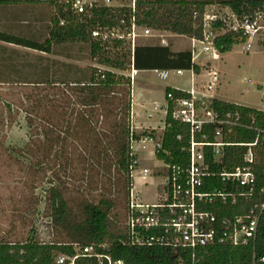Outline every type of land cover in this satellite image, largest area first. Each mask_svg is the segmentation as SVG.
Instances as JSON below:
<instances>
[{
	"label": "trees",
	"instance_id": "trees-1",
	"mask_svg": "<svg viewBox=\"0 0 264 264\" xmlns=\"http://www.w3.org/2000/svg\"><path fill=\"white\" fill-rule=\"evenodd\" d=\"M19 2L21 1L0 0V6ZM33 2H46L56 6L55 0ZM215 5L229 8L239 19H244L245 16L253 17L256 12L264 11V0H137L135 11L128 7L94 6L85 15H77L71 10H65L63 5H57L65 24L61 25L60 19L53 17L49 37L43 42L0 31L2 41L45 53H53L56 45L84 42L89 46L91 58L107 67L83 69V73L73 81H62L68 87L67 90H62L54 97L50 105L51 110L42 117L48 122L49 129L44 133L39 148L47 153L56 166L54 178L46 189L47 214L58 227L67 232L72 242L55 243L28 239L12 243L0 240V264H57V255L74 256L76 245L93 246L96 252L109 253L114 260H123L124 264H180L182 259L187 264L192 263L190 251L160 244L132 245L127 225L120 224L113 217L117 203L112 195L108 194L98 202L85 199L74 209L66 198V193H70L66 180L74 179V171L79 164L83 169L82 178L88 179V182L89 177L95 174L109 177L117 171L115 181L121 182L122 186L127 188V195L134 184L130 168L134 160L130 148L132 77L112 69H180L193 70L197 74L202 69L194 62L191 50L173 52L170 45L139 44L132 53L131 49L127 50L123 46V40L103 43L94 39L92 32L104 27L129 30L134 18L135 24L140 27L168 31L204 41L205 14L210 6ZM210 32L213 35V44L221 54L232 51L236 44L245 43L248 38L242 29L229 30L221 19L212 23ZM262 45L264 46V43ZM209 64L204 68H210ZM169 94L174 98L191 97L188 91L166 88L169 110L161 138L162 150L157 153V157L172 164L185 165L188 159L187 147L191 141V128L189 124L173 118V102ZM207 103L221 115L229 112L240 113L248 124L254 118V127L264 130L262 110L217 98H210ZM215 128L213 124L205 126L203 132L209 140H213ZM146 134L143 132L140 135ZM140 135L134 134L136 138ZM196 138L201 140V133H197ZM257 138L258 162L253 165L257 188L252 200L238 193L235 203L231 200L226 203L215 200L203 206L204 210L213 212L220 220L246 215L255 204L264 200V192H261L264 189V133H258L256 129H237L231 136V140L240 143H253ZM246 150L247 147L243 146L227 147L222 163L215 165V169L232 171L244 165ZM208 162L212 163L210 155ZM208 185L205 190H213L215 187L224 189L228 186L217 177L209 180ZM228 187L235 192L244 190L237 185L230 184ZM142 232L146 238L159 234V230L153 229ZM101 245H107V248ZM263 258L264 214L259 223L258 238L254 243L241 246L215 243L198 250L195 264H264ZM76 264L100 263L96 258L81 257Z\"/></svg>",
	"mask_w": 264,
	"mask_h": 264
},
{
	"label": "rangeland",
	"instance_id": "rangeland-1",
	"mask_svg": "<svg viewBox=\"0 0 264 264\" xmlns=\"http://www.w3.org/2000/svg\"><path fill=\"white\" fill-rule=\"evenodd\" d=\"M133 1L115 0L112 3L128 6ZM50 9L49 20L45 18L37 26L23 25L22 34L45 41L55 17L54 7L50 6ZM207 11L210 15H223L229 9L215 5ZM138 34L137 45L167 43L175 50L190 49L196 51V54L201 51L197 61L211 58L209 52L203 51V44H198L196 49L190 48L192 42L186 36L154 30L146 36L142 28L138 29ZM121 35L125 37L123 41L126 44L123 46L127 50L131 49L127 35L123 32ZM255 38L236 44L232 51L213 62L223 81L217 84L220 89L216 88L213 92L219 98L264 109V46L258 45ZM248 43L252 44L251 49H248ZM22 61L21 71H3L0 77V240L16 243L36 239L41 242L71 243L67 232L58 227L47 214L46 189L54 178L56 166L47 153L39 148L44 133L49 129L48 122L42 117L51 110L54 97L62 90H67L68 87L62 81H73L83 73V69L107 67L91 58L89 46L84 42L56 45L51 54L24 48ZM203 62L204 65L208 64L207 61ZM112 70L117 73L132 72V69ZM208 79L207 75L195 80L189 71L181 74L172 72L168 78H163L156 71L141 73L133 83L135 99L131 126L136 135L146 132L153 136L155 143L160 142L165 127L166 88H192L195 82L199 84L201 81L203 86ZM154 142H147L145 147L138 150L139 163L135 171L138 191L144 201L150 203L157 202V196L162 194L161 183L166 170L165 163L155 155ZM145 167L151 171L147 177H143L141 172ZM76 168L74 179L66 180L70 188L66 198L71 206L77 209L79 202L85 199L98 202L102 197L112 195L117 203L113 217L125 225L129 194L121 182L115 181L117 171L109 177L95 174L89 177L88 182V179L82 178V166L78 164Z\"/></svg>",
	"mask_w": 264,
	"mask_h": 264
},
{
	"label": "built area",
	"instance_id": "built-area-1",
	"mask_svg": "<svg viewBox=\"0 0 264 264\" xmlns=\"http://www.w3.org/2000/svg\"><path fill=\"white\" fill-rule=\"evenodd\" d=\"M112 1L115 0H55L54 14L60 19V24L64 25L65 19L61 17L57 5H63L65 10H71L77 15L88 14L94 6L128 7L132 11L136 10L137 0L128 6L114 5ZM225 12L223 15H210L207 11L204 19L205 40H197L203 44V51L209 52L213 60H219L220 53L213 44V35L210 29L212 23L219 19L226 23L229 30L238 31L242 29L248 37L247 41L258 37L255 38L257 44L262 45L264 43V11L256 12L253 17L245 16L244 19H239L230 9ZM140 28L143 29L146 36L152 31V29L137 26L135 19L132 18L129 30L121 27L97 28L92 32V37L103 43H112L113 40H124L125 37L121 35L123 32L130 40L131 51L134 53L139 36L138 29ZM124 42L123 44H126ZM251 48L252 44L248 43V49ZM192 54L193 59L199 57L195 51H192ZM208 70L210 74L208 81L199 92L194 89L188 91L191 94L190 98H174L172 94H169L170 100L173 102V118L189 124L191 128V141L187 147V163L185 165L172 164L157 157L165 163L166 169L161 183L162 194L157 196V202H145L133 184L128 195V216L125 223L129 229L132 245L160 244L190 251L191 264L196 263L199 249L215 243H230L235 246L254 243L258 238L259 223L264 214V200L255 204L246 215L233 218L226 217L222 220L213 212L204 210L203 206L215 200H221L225 203L231 200L232 203H235L238 193L240 196L252 200L257 188V176L253 170V165L258 162V138L253 143H240L231 140V136L235 134L237 129H256L258 133H264V130L254 127V118L248 124L238 112L221 115L208 106L206 100L209 98L205 92L215 89L220 82L219 72L211 67ZM176 72L181 74L183 70L178 69ZM136 73L137 70L132 67V74ZM159 74L163 78L167 77V71H161ZM262 102L264 103V97ZM168 110L167 103L166 114ZM262 111L264 112V110ZM209 124L216 126L213 140H209L207 134L203 132L205 126ZM197 133H201V140L196 138ZM134 134L136 132L132 128L130 148L134 160L130 168L133 180L134 172L137 170L136 165L139 163L138 158H136L138 150L145 147V143L154 142V138L150 134L140 135L139 138H136ZM232 146L247 147L244 153V165L232 171L216 170L214 166L222 163L227 147ZM161 150L162 141L155 143L156 156ZM208 155L211 156L212 163L208 162ZM141 172L143 177H147L151 173L150 169L146 167L142 168ZM215 177L221 179L228 186L230 184L237 185L244 190L235 192L229 190L228 186L224 189L215 187L213 190H205L207 186L209 187L208 181ZM261 192H264V189ZM152 229L159 230V234L146 238L142 231L146 233ZM101 247L107 248V245H101ZM75 251L74 256L58 254L56 257L57 264H76V261L81 257L96 258L100 264L105 262L107 264H124L123 260H114L109 253L96 252L93 246L81 247L76 245ZM262 260L264 261V258ZM180 264L187 263L182 259Z\"/></svg>",
	"mask_w": 264,
	"mask_h": 264
},
{
	"label": "crops",
	"instance_id": "crops-1",
	"mask_svg": "<svg viewBox=\"0 0 264 264\" xmlns=\"http://www.w3.org/2000/svg\"><path fill=\"white\" fill-rule=\"evenodd\" d=\"M18 1H21V2L12 4V5H8V6H0V31L6 32V33H9L12 35H16V36L25 37L28 39H33L30 37L24 36V34H22L23 25L29 24L30 26H32V25L37 26L39 21H41L45 18L47 20H49L50 12H51V9H50L51 5L49 3H46V2H33L34 0H18ZM40 1H47V0H40ZM175 35H177V34H175ZM190 39L192 42V45L190 48L196 49L197 45L201 44L200 41H197V40L192 39V38H190ZM37 41H39V40H37ZM164 42H166V41H164ZM150 45H152V44H150ZM153 45H156V44H153ZM160 45L167 46L169 44L165 43V44H160ZM24 48L29 49V50H33V51H37V52H41V53H45L42 51L27 48V47H24V46L15 44V43H10V42L0 40V77H1L3 71H11L12 73H16L17 71L22 70V67H23L22 50ZM171 50L173 52L185 51V50H175V49H172V47H171ZM186 50H190V49H186ZM195 53H196V51H195ZM46 54H51V53H46ZM201 54H202V52L199 51V56H201ZM225 54L220 53V57L222 58L223 55H225ZM209 57H211V56L209 55ZM197 59L198 58H194L193 60L195 63H197L198 65H200L202 67L200 73L197 74L193 70H183L182 73H184L186 71L191 72L193 77L195 78V80L198 78H199V80L203 79L207 75L210 76L209 70H208L209 68L208 69L204 68L205 65H204L203 61H205V62L207 61V63H211L212 65L210 67L212 69L217 70L213 66V62L216 60H213L212 57L207 58V59H203L202 62L197 61ZM146 71H156L158 73H160L161 71H167V77L166 78H168L172 72H176V70H137L136 74H132V72L122 73V74H126V76L132 77V106H133L134 99H135L133 96L134 95L133 94V85H134L133 83H135V81L137 80V77L141 73H144ZM219 75H220V73H219ZM220 79H221V77H220ZM207 81H205L204 83H206ZM221 82H223V81L220 80L219 84H221ZM0 83H1V81H0ZM200 83H202V81ZM200 83L197 84V82H195L194 87H192V88H182V87H177V86H168V87H172V88H176V89H180V90H184V91H191L192 89H194L195 91L199 92L202 88V85ZM216 88L220 89L219 85ZM216 88L213 90H216ZM213 90L205 92L206 96L209 99L210 98H217L219 100L234 103V102H231L229 100L219 98L216 94H214ZM165 97H166V90H165ZM235 104H238V103H235ZM239 105H243V104H239ZM244 106H246V105H244ZM256 109L264 110L262 108H256ZM132 114H133V111H132ZM164 126H165V124H164ZM150 128H152V127H150ZM137 158H138V154H137ZM134 185H135V190L137 191L138 190L137 186L139 184L136 182L135 172H134Z\"/></svg>",
	"mask_w": 264,
	"mask_h": 264
}]
</instances>
